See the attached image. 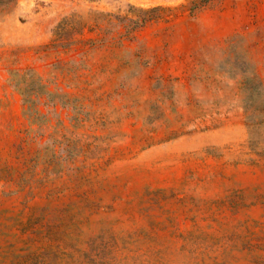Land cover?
<instances>
[{
	"label": "rangeland",
	"instance_id": "1",
	"mask_svg": "<svg viewBox=\"0 0 264 264\" xmlns=\"http://www.w3.org/2000/svg\"><path fill=\"white\" fill-rule=\"evenodd\" d=\"M0 264H264V0H0Z\"/></svg>",
	"mask_w": 264,
	"mask_h": 264
}]
</instances>
